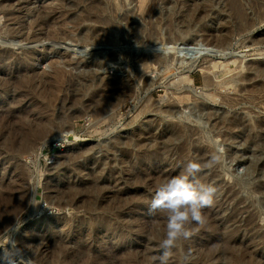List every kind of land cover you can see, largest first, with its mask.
I'll return each instance as SVG.
<instances>
[{
  "label": "rangeland",
  "instance_id": "obj_1",
  "mask_svg": "<svg viewBox=\"0 0 264 264\" xmlns=\"http://www.w3.org/2000/svg\"><path fill=\"white\" fill-rule=\"evenodd\" d=\"M11 1L12 4H14L13 7L17 8L15 10L20 11V8L24 5L27 7L26 9L31 7L30 9L33 10L31 14H26V9H24L25 15L24 13L19 14L23 22H30V18L32 19L42 12H52L49 16L51 23L60 25L59 29L61 33L66 31V33H62L63 36L67 35L69 37L67 39L66 36L65 39L68 41L60 40V43L53 45L50 41L47 42V40L43 39L42 36L45 34L43 28L30 32L39 37V43L29 44L24 41L20 42L17 38L12 41L4 36L6 30L5 26L12 23L7 22V19H5L3 15H0V41L17 45L16 47H0V55L3 53H5V55L11 53L8 55L10 58L7 61H3V64L1 63L2 61L0 62V77L4 76L3 74L5 72L12 70V73L8 72L9 75L7 78L8 80L12 79L16 82L14 83L15 86H13V84L7 85L8 89H4L3 92V88H0V112L10 111L12 106L14 110L18 111L17 116H19V119L13 122L17 124H12L11 127L9 126L10 128L17 126L19 120L20 122H22V120L26 122V120H28L27 118L33 119L36 116L43 122H51V128L48 127L49 129L46 130L45 134L42 136L44 138L41 137L32 140L34 144L33 150H37L41 144L40 142L45 140L48 141L47 146L40 154L39 152L35 153L32 148L30 149L32 152H30V150L21 151V154H15L11 149L7 150L5 142L13 138L14 134L10 133V131L8 132L7 127L6 130L8 133L0 137V181L2 180L1 182L6 181L8 183L12 179L21 180L22 177V181L24 180L23 183L25 185L23 190H25L24 193H26L25 195L28 200L25 202L26 210L24 209L22 211L23 214L21 212L18 216V218H20L17 219V223L15 222V224L11 226V230L4 231L5 233L0 236V249L7 247L10 239L15 240L18 245L21 246L24 239L32 238L33 242L27 243L29 247L27 244L25 245V247H28V250L24 247V244L21 247L25 248L26 254L31 260V264H41L37 261L35 255L42 253L41 258H46L50 256V252L44 251L45 249H43L42 252V246H39L38 251L40 252L37 251L34 255L33 252L36 251V248H34L37 247L36 244L39 245L40 240L49 239L50 237H54L55 239L64 238L66 244L70 243L69 245L73 246H79L83 244V242L85 243V241L86 244H90L92 246H90V251L93 256L91 261L94 260L95 264L98 262H100L98 264H110L111 262V264H120L121 259L125 260H121V264H128L129 262H131L130 264H144V262L145 264H149L154 256L158 257L162 253L160 244L164 238L167 223V217L164 213L151 209V202L155 195L154 190L158 187L156 185L181 174L186 167L185 165H187L186 163H189L188 160H191V162L201 166V171L197 174V178H199L201 182H205V184L216 187L217 193L214 198L213 206L204 209L207 222L209 223L203 227H199L196 224L192 225L194 231L191 238L183 241L179 247L173 250V254H176L174 255L176 257L174 259L175 262H173L175 264H185L184 257L187 255L189 256L187 264H264V190L262 189L264 188V131H260V129L262 130L264 128V90H262V88H264V20H262L264 19V0H144L145 4L143 0ZM141 1H143V3ZM60 2L61 5H59ZM62 6H64V9ZM244 15L247 16V18L244 17ZM85 17L86 20L84 21ZM241 19H243V21ZM259 19H261L262 22ZM60 22H63V24H60ZM240 24L242 26L239 27ZM62 25H64V27H61ZM88 35L93 39L88 40ZM226 39H228V41ZM192 46H202V51L198 57L191 59L180 54V49ZM27 51L32 52V55H36L31 57L32 62L31 60L28 62L25 60V57H23ZM154 57H158L156 58L157 61ZM159 58L164 59L161 60ZM170 58H172V61ZM212 62L213 66L215 63L216 65L219 63L223 64V66L219 64V68L217 67L215 69L211 66ZM165 63L167 65H165ZM254 67L256 70L253 69ZM262 69L263 71L261 73L260 70ZM56 72L60 74V78L53 76ZM25 73H28L31 77L35 75L37 78L41 79L38 80V82H40L34 89L30 88V86H27L25 90V87L22 88L23 86L20 81L25 77ZM210 73L211 76L209 75ZM21 75L23 77H21ZM91 75H93L95 79ZM107 75L110 76L107 77ZM104 77H106L105 80L101 79ZM17 78H19V82L16 81ZM187 78L191 81H188L189 83L186 84ZM205 78L212 79L209 80L212 81L211 85L208 86V84H206L208 79L205 81ZM81 79L84 80L82 81ZM113 79L115 80L113 81ZM181 79H185L183 80L184 82L181 81ZM35 80L37 81V79ZM49 80L50 83L54 81L52 84H54L53 87L56 88L52 87ZM94 80L99 81L101 86ZM107 80H109V82ZM93 81L94 83L97 82L94 86L96 87L98 84L99 87H93ZM0 82L1 85V79ZM89 82H92L89 85L90 87L92 85L91 88L87 85ZM18 83L20 85H17ZM129 84L130 88H128ZM260 84L262 86H260ZM117 86L119 87L117 88ZM49 87L50 89H48ZM51 88L53 89L51 90ZM85 88L87 92L84 91ZM222 88L224 90H222ZM81 89H84L83 92ZM111 89L114 90L112 91ZM241 89H246L248 91L245 93L246 90L242 91ZM12 90L16 93L20 90V93L16 94ZM215 91L219 95L216 94V96L214 94L216 93ZM24 92L25 94H23ZM52 92L53 94H50ZM78 92L82 94L79 93L78 95ZM120 93L121 97H118ZM210 93L215 95L214 99H211V101L209 97ZM253 93H255V95ZM100 94H103L105 98H101L102 95ZM107 94L109 98H107ZM173 95L178 96L179 99L183 97L181 95H184L187 99L189 98L190 100H186L188 105H186V103L184 104L185 101L181 104L179 99H177L178 97L174 98L176 96ZM25 96H27L26 100ZM79 96L82 97L79 99ZM226 96H228V98ZM75 97L77 101L79 99L78 102L80 103L77 104ZM98 97L107 103L110 101V104L102 102L100 98L99 100L101 103H99ZM220 97L223 98L220 99ZM224 98L225 100H223ZM94 99L98 100L97 103ZM197 101L202 104L200 103L197 106ZM239 101H242V103ZM94 103L95 106L98 104L96 108L93 105ZM9 104L12 105L9 106ZM99 104H102L104 107ZM15 105H19L20 108L19 106L15 107ZM86 105L89 108H86ZM199 106L203 108H197ZM92 108L93 110L95 109L94 112ZM86 109H88L87 112ZM28 113L31 114L29 115ZM208 115H212L211 120ZM21 116L25 119H22ZM223 116H225V119ZM215 118L216 120H220L215 123ZM221 119L224 121L226 120L228 123L230 122L231 125L228 124L229 126H224ZM237 121H240L241 125ZM220 122L221 124H219ZM49 123L47 122L46 125ZM242 125L245 127L242 128ZM232 126L234 127L233 131L231 129L233 128ZM177 127L180 128L178 129ZM228 127L231 128L226 129ZM256 127H258V130ZM69 128L71 130H69L70 132L67 131ZM220 128H222L221 130L223 131H220ZM176 129L186 131L184 134L187 136L185 137L186 140L184 135H182L183 137L179 135L176 138ZM217 130H219V132ZM256 130L257 132L259 131V133L255 132ZM229 131H231L230 134ZM67 132L71 134L68 133L66 134L67 137H65L64 135ZM170 132H172V134ZM220 132L223 138L219 135ZM187 133H189V135ZM256 133L258 136H256ZM16 135L18 137V133ZM147 135L148 137H146ZM75 137H78L79 141H75L73 139ZM227 137L229 139H227ZM255 137H260V140ZM140 139L141 141L139 143ZM188 140L193 142H188ZM186 142L188 144H186ZM183 143L184 146H182ZM37 144L38 146L36 148L35 146ZM126 144L129 146L127 147ZM180 145L181 148L183 147L182 149L179 148ZM155 146L159 149H156ZM163 146L169 147V150L167 148L162 149L164 148ZM192 146L195 147L192 148ZM15 147L17 149V146ZM206 148H208V150ZM147 150L149 152H147ZM77 151H79V153ZM181 151L184 152L182 153ZM27 152L30 153L27 154ZM71 153L72 155L78 154V156L72 158L71 161L65 159L66 155H70ZM14 154L15 156L13 157ZM196 155L197 157H195ZM214 156L219 157V162L212 167H204V161L201 160V157L208 163ZM183 158H185V160ZM207 163H205V165ZM142 166L144 169L148 170L156 169L157 171H162L164 169L162 172L165 175L168 173L171 175L169 178L156 181L158 182L156 185L155 182H151L152 180L150 178L149 181L146 177L133 178L131 173L133 171H139L142 169ZM89 171L94 172V174H100L99 176L97 174L95 175L96 179L101 178L97 181L94 177L89 176ZM22 172L25 176H20ZM100 172L103 173L101 174ZM202 173L204 175H202ZM92 178L93 182H96V185L99 182L98 185L99 187L101 186L100 188L98 187L97 193L95 192V196H97L94 201L95 213H93L92 210H87L82 204H79L78 210V207L62 209L61 207L57 208L50 204L51 201L54 202L58 199L60 200V198L61 201H63L65 196L62 195V192L69 186L73 185L79 188L87 187ZM109 178L112 179V181H109ZM115 178L117 180L119 179V182ZM139 179L142 180L140 181ZM203 179L205 180L203 181ZM128 181H130V184ZM100 190L102 192H100ZM134 191H137L136 196H132V199H128L127 201L133 200V202H142L143 205L140 209H137L138 211H124L127 209V203L123 200L124 198L127 199V197L130 198V196H128L129 193H133ZM144 195L148 197V199ZM27 196H29V198ZM115 196L120 197L117 199ZM79 197L78 195L76 200H78ZM225 197L227 199H225ZM136 198H138V200ZM64 201H66V198ZM107 201H109L110 205ZM122 202H125V205H123ZM237 202L240 204L238 205ZM118 204L121 207H118ZM111 207H113V209H111ZM108 208L112 210V213L114 212V215ZM207 209L208 211H206ZM108 210L110 211L108 212ZM127 211H129V213ZM88 214L91 215L89 216ZM211 214H213V216ZM231 214L233 216H231ZM110 215L111 217L109 218ZM157 215H161L160 218ZM103 217L105 218L103 219ZM123 217L125 218L124 220ZM161 217L163 218L161 219ZM212 217H214L215 220ZM74 218H84L86 222L74 223L72 225L67 222ZM93 218L97 220H91ZM103 220H105V223H103ZM137 221H141V223ZM149 221L150 223H148ZM212 221L213 223H211ZM151 223L152 225H150ZM239 223L241 224L239 225ZM120 224H124L123 227H121ZM142 224L144 225L142 226ZM135 228L138 229L136 230ZM94 229L99 231L96 235V239L93 238V233L91 234V231ZM141 229L147 232L153 231L150 234L149 232H142ZM154 230L159 231L158 233L160 234H155ZM67 231H70L69 234L74 231L76 234L74 241L69 237L71 235H69ZM139 232H141V234ZM155 235L158 236L156 237ZM90 236L92 239H89ZM152 237L153 239H157L152 241ZM149 240L151 241L149 242ZM155 241L160 242L155 243ZM144 245H146L147 248L152 246V249L149 247L151 249L149 251ZM158 247L160 249H158ZM147 252L154 253L152 260L151 256L147 257V260L146 257H143ZM120 253L122 258L120 257ZM126 253H128L129 256ZM131 253L134 254L130 255ZM136 253L137 258H135ZM139 253L140 255H138ZM107 254L109 256H107ZM115 255L117 257H115L116 259L113 257ZM125 256L128 259L130 256L132 258L130 257V260H127ZM133 256L134 259H137V261L135 260L136 263L134 262ZM68 259L69 258H63V260L61 259L62 261L60 260L61 263L58 264H70L72 259ZM139 259L141 260L139 261ZM64 260H66V262ZM112 260H115V263H113ZM91 261H89V264H94V262ZM152 263L158 264V261L154 262L153 260ZM0 264H3V260H0Z\"/></svg>",
  "mask_w": 264,
  "mask_h": 264
},
{
  "label": "bare ground",
  "instance_id": "obj_2",
  "mask_svg": "<svg viewBox=\"0 0 264 264\" xmlns=\"http://www.w3.org/2000/svg\"><path fill=\"white\" fill-rule=\"evenodd\" d=\"M20 1V0H19ZM18 1V2H19ZM23 1H26V0H23ZM28 1V0H27ZM26 1V2H27ZM144 1V0H143ZM143 1H141L142 3H143ZM62 2V1H61ZM61 2H60V4L59 5H61ZM96 2V1H95ZM140 2V1H139ZM30 3V2H29ZM63 3V2H62ZM93 3V2H92ZM19 4V3H18ZM28 4V3H27ZM144 4H145V1H144ZM142 5V4H141ZM14 6V4H12V1L11 0H0V15H3L4 17H5V19H7V22H11L12 24H10V25H6L5 27H6V30H5V32H4V36L6 37V38H8V39H10V40H16V38H17V40H19L20 42H28L29 44L30 43H39V37L38 36H36L34 33H30L31 31L32 32H34V30L36 31V30H41V29H43V30H45V34L42 36L43 37V39L44 40H47V42L48 41H50L51 43H53V45L54 44H58V43H60L59 41L60 40H62V41H64L65 39H66V36L67 35H65V36H63V34L64 33H66V31L62 34L61 33V30L59 29V26L60 25H58V24H53V23H51V19L49 18V16H50V13H52V12H42L40 15H36V16H34V18H30V22H23V20L21 21V17H19V14H23L24 13V9H26L27 7L25 6H23V7H21L20 8V11H18V10H15V9H17V8H15V7H13ZM139 6H140V3H139ZM64 6H62V8H63ZM91 7H93V6H91ZM142 7H144V6H142ZM31 8V7H30ZM30 8H28V9H26V11H25V13L26 14H31L32 13V9H30ZM81 8V7H80ZM141 8V7H140ZM41 9V8H40ZM46 9V8H45ZM48 9H50V8H48ZM55 9V8H54ZM53 9V10H54ZM58 9V8H57ZM60 9V8H59ZM64 9V8H63ZM143 9V8H142ZM60 10H62V9H60ZM40 11V10H39ZM42 11H44V10H42ZM56 11V10H55ZM25 13H24V15H25ZM53 15V14H52ZM261 15V14H260ZM262 15H263V13H262ZM244 17H246L247 18V16H245L244 15ZM258 17H260V16H258ZM28 18V17H27ZM89 18V17H88ZM195 18V17H194ZM243 18V17H242ZM263 18V17H262ZM55 19H57V18H55ZM90 19V18H89ZM86 20V17L84 18V21ZM242 21H243V19H241ZM247 20V19H246ZM250 20V19H249ZM253 20V19H252ZM260 21H261V19H259ZM262 20H264V19H262ZM28 21V20H27ZM63 21V20H62ZM239 21H240V19H239ZM245 21V20H244ZM251 21V20H250ZM249 21V22H250ZM259 21V22H260ZM53 22H54V19H53ZM247 22V21H246ZM252 22V21H251ZM262 22V21H261ZM264 22V21H263ZM8 23V24H9ZM57 23V22H56ZM63 24V22H60V24ZM65 23V22H64ZM241 23V22H240ZM66 24V23H65ZM251 24V23H250ZM253 24H255V23H253ZM252 24V25H253ZM248 25V24H247ZM240 26H242L241 24L239 25V27ZM57 27V28H56ZM61 27H64V25H62ZM60 27V28H61ZM249 27V26H248ZM247 27V28H248ZM241 28H243V27H241ZM61 29H63V28H61ZM245 29V28H244ZM42 30V31H43ZM64 30V29H63ZM88 30H91V29H88ZM249 30V29H248ZM246 31V30H245ZM37 32H41V31H37ZM43 33V32H42ZM88 33V32H87ZM86 33V34H87ZM1 34V33H0ZM37 34V33H36ZM90 34V33H89ZM92 35V34H91ZM94 35V34H93ZM89 36V35H88ZM228 36V35H227ZM41 37V36H40ZM68 37L69 36H67V39H68ZM93 37V36H92ZM103 37V36H102ZM225 37H226V35H225ZM229 37V36H228ZM227 37V38H228ZM220 38H223V37H220ZM230 38V37H229ZM228 38V39H229ZM87 39L89 40H91V39H93V38H91L90 36H89V38L87 37ZM98 39V38H97ZM101 39V38H100ZM104 39V38H103ZM224 39V38H223ZM228 39H226L227 41H228ZM41 40V39H40ZM105 40V39H104ZM230 40V39H229ZM43 41V40H42ZM65 41H68V40H65ZM41 42V41H40ZM212 42V41H211ZM64 43V42H63ZM228 43V42H227ZM27 44V43H26ZM212 44V43H211ZM220 45V44H219ZM43 46V45H42ZM221 46V45H220ZM219 46V47H220ZM185 47V46H184ZM218 47V48H219ZM182 48V47H181ZM223 48V47H222ZM180 52V51H179ZM32 52H30V51H27V52H25V55L23 56V57H25V60H27L28 62L31 60V57H33V55L34 56H36L35 54H31ZM9 54H11V53H9ZM8 54V55H9ZM8 55H5V53H3V54H1L0 55V62L3 64V61L5 62V61H7L10 57H8ZM22 57V58H23ZM180 57V56H179ZM21 58V59H22ZM36 58V57H35ZM155 58V57H154ZM156 58H158V57H156ZM155 58V59H156ZM145 59V58H144ZM159 59H161V60H163L162 58H159ZM167 59V58H166ZM166 59H165V61H166ZM172 58H170V60H171ZM174 59H175V57H174ZM24 60V59H23ZM39 60V59H38ZM146 60V59H145ZM160 60V61H161ZM169 60V61H170ZM148 61V60H147ZM156 61H157V59H156ZM168 61V62H169ZM172 61V60H171ZM31 62H32V60H31ZM34 62V61H33ZM0 63V64H1ZM9 63V62H8ZM7 63V64H8ZM160 63V62H159ZM158 63V64H159ZM166 63H167V61H166ZM165 63V65H167ZM233 63H234V61H233ZM11 64V63H10ZM150 64H152V63H150ZM161 64V63H160ZM162 64H163V61H162ZM168 64H170V63H168ZM218 64V63H217ZM220 64V63H219ZM218 64V65H219ZM235 64V63H234ZM257 64V63H256ZM260 64V63H259ZM218 65H216V63H215V65L213 66V62H212V65L211 66H213V68H217L218 67ZM220 65H222L223 66V64H220ZM219 65V66H220ZM4 66H6V65H4ZM164 66V65H163ZM210 66V69L212 70V67ZM225 66V65H224ZM256 66V65H255ZM259 66V65H258ZM263 66H264V64H263ZM1 67V66H0ZM168 67V66H167ZM7 68V67H6ZM5 68V69H6ZM29 68V67H28ZM219 68V67H218ZM264 68V67H263ZM12 69V68H11ZM207 69V68H206ZM209 69V70H210ZM253 69H255V67L253 68ZM259 69H261V68H259ZM10 70V69H9ZM16 70H17V68H16ZM223 70V69H222ZM256 70V69H255ZM14 71V70H13ZM257 71L259 72V70H258V68H257ZM256 71V72H257ZM261 71V73H262V71H263V69L262 70H260ZM8 72H11L12 73V70H10V71H8ZM8 72H5L3 75L4 76H2V77H0V79H1V81H2V84L0 85L1 87L0 88H3V90H2V92L4 91V89L6 90V89H8V86L10 85V84H13V86H15L14 85V83H16L15 81H13L11 78H9V79H11V80H8V75H9V73ZM26 72V71H25ZM28 72V71H27ZM231 72V71H230ZM229 72V73H230ZM33 73V72H32ZM206 73V72H205ZM204 73V74H205ZM214 73V72H213ZM26 74V73H25ZM210 76H211V73L209 74ZM215 75V74H214ZM54 77H58V78H60L61 76H60V74L59 73H55L54 75H53ZM60 76V77H59ZM92 77H93V75H91ZM90 76V77H91ZM98 76V75H97ZM108 76H110V75H107V77ZM186 76V75H185ZM209 76V77H210ZM249 76V75H248ZM261 76H263V75H261ZM21 77H23L22 75H21ZM53 77V78H54ZM91 77V78H92ZM206 77V76H205ZM243 77V76H242ZM245 77H247V76H245ZM251 77V76H250ZM19 78H20V76H19ZM19 78H17V80L16 81H18V79ZM89 78V77H88ZM94 78V77H93ZM92 78V79H93ZM105 78L106 77H104V78H101V79H104L105 80ZM113 78V77H112ZM185 78V77H184ZM21 79V78H20ZM35 79H37V81L35 80ZM40 78H37V76H30L28 73L25 75V77L24 78H22V82L20 81V83H21V85L23 86L22 88H24V90L26 89V87L27 86H30V88H35V86L40 82H38V80H39ZM43 79V78H42ZM46 79V78H45ZM91 79V80H92ZM95 79V78H94ZM96 79H97V77H96ZM108 79V78H107ZM186 79V78H185ZM185 79H181V81H183V80H185ZM206 79H208V81H207V83L206 84H208V86L209 85H211V82L212 81H209L210 79L209 78H205V81H206ZM244 79V78H243ZM246 79V78H245ZM254 79V78H253ZM15 80V79H14ZM41 80V79H40ZM82 81L84 80V79H81ZM80 80V81H81ZM98 80H99V78H98ZM115 79H113V81H114ZM212 80V79H211ZM249 80V79H248ZM248 80H246V81H248ZM79 81V82H80ZM81 81V82H82ZM94 81H97V80H94ZM94 81H93V83H94ZM103 81V80H102ZM108 82H109V80H107ZM111 81V80H110ZM121 81V80H120ZM188 81H191L189 78H187V80H186V84L187 83H189ZM204 81V82H205ZM214 81V80H213ZM245 81V80H244ZM250 81V80H249ZM19 82V81H18ZM41 82H45V81H41ZM54 82V81H53ZM52 82V83H53ZM86 82H87V79H86ZM99 84H100V82L99 81H97ZM96 82V83H97ZM118 82V81H117ZM116 82V83H117ZM125 82V81H124ZM184 82V81H183ZM1 83V82H0ZM49 83H50V80H49ZM52 83H50V84H52ZM92 82H89V83H87V85H88V87H90L89 85L91 84ZM96 83H94L93 84V87H95L94 85L96 84ZM102 83V82H101ZM112 83V82H111ZM127 83V82H126ZM146 83H147V81H146ZM181 83V82H180ZM213 83H215V82H213ZM46 84V83H45ZM50 84H49V86H50ZM104 84V83H103ZM106 84V83H105ZM122 84V83H121ZM125 84V83H124ZM185 84V83H184ZM216 84V83H215ZM226 84V83H225ZM8 85V86H7ZM17 85H20L19 83L17 84ZM16 85V86H17ZM53 85L54 84H52V87H53ZM86 85V86H87ZM107 85V84H106ZM105 85V86H106ZM112 85V84H111ZM117 85V84H116ZM126 85V84H125ZM228 85V84H227ZM230 85V84H229ZM255 85H256V83H255ZM259 85V84H258ZM257 85V86H258ZM97 86H98V84H97ZM96 86V87H97ZM100 86H101V84H100ZM104 86V85H103ZM119 86H120V84H119ZM119 86H117V88L119 87ZM123 86V85H122ZM205 86V85H204ZM260 86H262L261 84H260ZM260 86H259V88H260ZM20 87V86H19ZM91 87H92V85H91ZM90 87V88H91ZM95 87V88H96ZM99 87V86H98ZM113 87H115V86H113ZM112 87V88H113ZM121 87V86H120ZM206 87V86H205ZM221 87H223V86H221ZM228 87V86H227ZM10 88H12V87H10ZM16 88V87H15ZM17 88H18V86H17ZM53 88H56V87H53ZM53 88H51V90L53 89ZM87 88V87H86ZM86 88H85V90L84 91H86ZM94 88V89H95ZM108 88H110V87H108ZM116 88V87H115ZM125 88V87H124ZM123 88V89H124ZM128 88H130V84H129V87ZM212 88V87H211ZM215 88V87H214ZM213 88V89H214ZM224 88V87H223ZM222 88V90H224ZM19 89V88H18ZM48 89H50V87L48 88ZM103 89H104V87H103ZM126 89V88H125ZM210 89V88H209ZM208 89V90H209ZM235 89V88H234ZM254 89V88H253ZM22 90V89H21ZM23 90V91H24ZM32 90V89H31ZM50 90V91H51ZM55 90H57V89H55ZM82 90V89H81ZM83 90H82V92H83ZM91 90V89H90ZM99 90H100V88H99ZM105 90V89H104ZM103 90V91H104ZM107 90V89H106ZM110 90V89H109ZM108 90V91H109ZM112 90V89H111ZM114 90V89H113ZM112 90V91H113ZM120 90V89H119ZM128 90V89H127ZM214 90H216V89H214ZM227 90V89H226ZM240 90V89H239ZM242 90V89H241ZM246 90V89H245ZM245 90H242V91H245ZM249 90H250V88H249ZM260 90V89H259ZM262 90H264V88H262ZM261 90V91H262ZM13 91V90H12ZM17 91V90H16ZM20 90H18V93H16L15 91H13V92H15L16 94H19L20 92H19ZM30 91V90H29ZM47 91V90H46ZM49 91V90H48ZM54 91V90H53ZM111 91V92H112ZM247 91L248 90H246V92L245 93H247ZM253 91V90H252ZM252 91H251V93H252ZM1 92V91H0ZM31 92V91H30ZM56 92V91H55ZM87 92V91H86ZM92 92V91H91ZM124 92V91H123ZM212 92V91H211ZM214 92V91H213ZM216 92V91H215ZM218 92H219V90H218ZM241 92V91H240ZM254 92H255V90H254ZM263 92V91H262ZM262 92H260V93H262ZM79 93L80 92H78V95H79ZM103 93V92H102ZM105 93V92H104ZM125 93H126V91H125ZM128 93V92H127ZM182 93V92H181ZM222 93V92H221ZM256 93H258V92H256ZM2 94V93H1ZM16 94H14V95H16ZM23 94H25V92L23 93ZM28 94H29V92H28ZM50 94H53V92L52 93H50ZM80 94H82V93H80ZM109 94V93H108ZM107 94V98H109L108 95ZM124 94V93H123ZM130 94V93H129ZM176 94V93H175ZM178 94V93H177ZM183 94V93H182ZM186 94H188V93H186ZM215 95L216 94H218L217 92L216 93H214ZM254 95H255V93H253ZM253 94H251V95H253ZM263 94V93H262ZM7 95V94H6ZM13 95V94H12ZM26 95H27V93H26ZM77 95V96H78ZM100 95H102L101 96V98L103 97V94H100ZM99 95V96H100ZM179 95V94H178ZM189 95V94H188ZM215 95H212L211 93H210V101H211V99H214V97H215ZM219 95V94H218ZM221 95V94H220ZM19 96V95H18ZM28 96V95H27ZM27 96H25V100H26V97ZM173 96H176V95H173ZM181 96H183V97H180V99H179V97L178 96H176V97H174V98H177V99H179V102H181V104L184 102V104L186 103V100H188L186 97H184V95H181ZM187 96V95H186ZM217 96V95H216ZM16 97V96H15ZM20 97V96H19ZM29 97H31V96H29ZM49 97V96H48ZM82 97V96H81ZM80 96L78 97L79 99L81 98ZM93 97V96H92ZM92 97H91V99H92ZM96 97V96H95ZM118 97H121V93H120V96H118ZM118 97H116V98H118ZM189 97V96H188ZM224 97H225V95H224ZM227 98H228V96H226ZM264 97V96H263ZM17 98V97H16ZM51 98V97H50ZM99 98L100 97H98V100H99ZM100 98V99H101ZM103 98H105V97H103ZM115 98V99H116ZM223 98V97H222ZM221 97H220V99H222ZM252 98V97H251ZM24 99V98H23ZM28 99V98H27ZM74 99V98H73ZM75 99H76V102H77V104L78 103H80V102H78L79 101V99H78V101H77V98L75 97ZM83 99V98H82ZM121 99V98H120ZM209 99V98H208ZM254 99H255V97H254ZM30 100V99H29ZM50 100V99H49ZM88 100V99H87ZM95 100V99H94ZM93 100V101H94ZM97 99L95 100L96 101V103H97V101H98ZM102 100V102H106V101H103V99H101ZM104 100H106V99H104ZM117 100V99H116ZM172 100V99H171ZM190 100V99H189ZM223 100H225V98L223 99ZM226 100H228V99H226ZM233 100V99H232ZM46 101H48V100H46ZM73 101V100H72ZM71 101V102H72ZM85 101V100H84ZM89 101V100H88ZM173 101V100H172ZM212 101H214V100H212ZM216 101H217V98H216ZM221 101V100H220ZM219 101V102H220ZM29 102V101H28ZM74 102V101H73ZM92 102V101H91ZM99 103H101L100 102V100L98 101ZM110 102V101H109ZM108 102V103H109ZM190 102V101H189ZM198 102V101H197ZM196 102V103H197ZM227 102V101H226ZM240 102V101H239ZM75 103V102H74ZM107 103V102H106ZM107 103V104H108ZM172 103V102H171ZM176 103V102H175ZM174 103V104H175ZM201 103V102H200ZM199 102L197 103V106H198V104H200ZM212 103H214V102H212ZM224 103H225V101H224ZM234 103V102H233ZM240 103H242V101L240 102ZM15 104V103H14ZM17 104V103H16ZM51 104V103H50ZM105 104V103H104ZM110 104V103H109ZM170 104V103H169ZM179 104V103H178ZM202 104V103H201ZM215 104V103H214ZM216 104H217V102H216ZM222 104H223V102H222ZM12 104H9V106H11ZM49 105V104H48ZM82 105V104H81ZM94 106H95V103L93 104ZM99 105H102V104H99ZM186 105H188V103H186ZM226 105H228V104H226ZM230 105V104H229ZM234 105V104H233ZM237 105V104H236ZM235 105V106H236ZM8 106V107H9ZM17 106H19V105H17ZM16 105H15V107H17ZM30 106V105H29ZM45 106V105H44ZM43 106V107H44ZM74 106V105H73ZM87 106V105H86ZM90 106H92V105H90ZM96 106H98V104L96 105ZM96 106H95V108H96ZM103 106V105H102ZM106 106V105H105ZM176 106H177V103H176ZM231 106H232V104H231ZM13 107V106H12ZM12 107H11V109H10V111H5V112H0V137L1 136H3L4 134H6V133H8L9 131H10V133H14L13 134V138H11L10 140H8L7 142H5V145H6V147H7V150L9 149H11L15 154H21L20 152L21 151H27V150H30L31 148H32V150H33V146H34V144L32 143V140H34V139H39V138H41L44 134H45V132H46V130H48L49 128L48 127H50L51 128V125H50V123H49V121H47V119H46V121L49 123L48 125H50V126H48V125H46V123L47 122H43L41 119H38L37 118V116L35 117V118H27L28 120H26V122L25 121H23L22 119L24 118H22V116H21V120H22V122H20V120L18 121L19 123H18V125L17 126H13L12 128H10L11 127V125L12 124H17V123H13L14 122V120H17V119H19L18 117L19 116H17V114H18V111L17 110H14V107H13V109H12ZM34 107V106H33ZM39 107V106H38ZM51 107V106H50ZM49 107V108H50ZM85 107V106H84ZM93 107V106H92ZM104 107V106H103ZM102 107V108H103ZM167 107H171V106H167ZM166 107V108H167ZM179 107V106H178ZM229 107V106H228ZM10 108V107H9ZM19 108H20V106H19ZM36 108V107H35ZM34 108V109H35ZM41 108V107H40ZM40 108H39V110H40ZM45 108H46V106H45ZM86 108H89L88 106L86 107ZM197 108H200V109H202L203 107H197ZM231 108V107H230ZM232 108H233V106H232ZM4 109V108H3ZM33 109V108H32ZM38 109V108H37ZM36 109V110H37ZM47 109V108H46ZM45 109V110H46ZM177 109V108H176ZM20 110V109H19ZM22 110V109H21ZM43 110V109H42ZM87 110L88 109H86V112H87ZM97 110V109H96ZM171 110V109H170ZM173 110V109H172ZM207 110V109H206ZM209 110V109H208ZM212 110V109H211ZM35 111V110H34ZM92 111L94 112L95 111V109L93 110V108H92ZM98 111V110H97ZM174 111V110H173ZM37 112H38V110H37ZM42 112V111H41ZM101 112V111H100ZM165 112V111H164ZM168 112V111H167ZM170 112V111H169ZM213 112V111H212ZM212 112H211V114H212ZM21 113V112H20ZM36 113V112H35ZM42 113H44V112H42ZM96 113H99V112H96ZM172 113V112H171ZM215 113V112H214ZM29 114V113H28ZM31 114V113H30ZM29 114V115H30ZM37 114V113H36ZM41 114V113H40ZM21 115V114H20ZM23 115V114H22ZM42 115H44V114H42ZM209 115H210V113H209ZM208 115V116H209ZM214 115V114H213ZM236 115V114H235ZM24 116H25V114H24ZM26 116H27V114H26ZM33 116V115H32ZM212 116V115H211ZM211 116H209L210 118V120H211ZM215 116V115H214ZM213 116V117H214ZM227 116V115H226ZM38 117H39V115H38ZM217 117V116H216ZM221 117V116H220ZM224 117V119H225V116H223ZM233 117V116H232ZM236 117V116H235ZM239 117V116H238ZM45 118H47V117H45ZM222 118V117H221ZM228 118V117H227ZM25 119V118H24ZM44 119V118H43ZM223 119V118H222ZM221 119V122H222V124L225 126H229V125H231L230 124V122L228 123V122H226V120L224 121V120H222ZM229 119V118H228ZM227 119V120H228ZM239 119V118H238ZM243 119V118H242ZM241 119V120H242ZM213 120V119H212ZM215 120H216V118H215ZM220 119H217L216 121H215V123H217V121H219ZM236 120H237V118H236ZM214 121V120H213ZM212 121V122H213ZM230 121V120H229ZM221 122L219 123V124H221ZM232 122V121H231ZM238 122V121H237ZM234 123H235V121H234ZM238 123H240V121L238 122ZM243 123H244V121H243ZM259 123V122H258ZM261 123V122H260ZM213 124V123H212ZM211 124V125H212ZM229 124V125H228ZM233 124V123H232ZM263 124V123H262ZM236 125H237V123H236ZM240 125H241V123H240ZM239 125V126H240ZM259 125V124H258ZM10 126V127H9ZM220 126V125H219ZM257 126V125H256ZM262 126V125H261ZM6 127H7V130H8V132H7V130H6ZM212 127H213V125H212ZM211 127V128H212ZM216 127V126H215ZM214 127V128H215ZM220 127H222V126H220ZM233 127V126H232ZM237 127V126H236ZM241 127V126H240ZM245 126H243L242 125V128H244ZM9 128V129H8ZM175 128H176V126H175ZM178 128V127H177ZM180 128V127H179ZM178 128V129H179ZM222 128H225V127H222ZM222 128H220V131H223V130H221ZM231 128V127H230ZM229 127L228 128H226V129H230ZM239 128V127H238ZM257 128V130H258V127H256ZM174 129V128H173ZM217 129V128H216ZM232 129V131H233V129H234V127L233 128H231ZM235 129H237V128H235ZM264 129V128H263ZM261 130L260 129V131H264V130ZM13 130V131H12ZM70 130V128L69 129H67V131H69ZM183 130V129H182ZM187 130V129H186ZM225 130V129H224ZM239 130H240V128H239ZM257 130L255 131V132H257ZM50 131V130H49ZM71 131V130H70ZM69 131V132H70ZM176 133H175V135H176V138H177V136H179V135H184L185 133H186V131L185 130H183V131H181V130H177L176 129ZM216 131V130H215ZM218 132H219V130H217ZM236 131V130H235ZM234 131V132H235ZM69 132H67V133H65V137H67V135L66 134H68ZM192 132H194V131H192ZM226 132H227V130H226ZM238 132V131H237ZM18 133V137H17V134ZM148 133V132H147ZM151 133V132H150ZM171 134H172V132H170ZM225 133V132H224ZM223 133V134H224ZM231 133V131H229V134ZM236 133V132H235ZM234 133V134H235ZM257 133H259V131L257 132ZM257 133H256V136H258L257 135ZM63 134H64V132H63ZM62 134V135H63ZM69 134H71V133H69ZM74 134V133H73ZM153 134V133H152ZM188 135H189V133H187ZM186 134V135H187ZM194 134V133H193ZM227 134V133H226ZM238 134V133H237ZM141 135H142V133H141ZM144 135V134H143ZM154 135V134H153ZM219 135H221V132L219 133ZM254 135V134H253ZM174 136V135H173ZM193 136V135H192ZM230 137H233V136H231V135H229ZM64 137V138H65ZM146 137H148V135L146 136ZM153 137V136H152ZM158 137V136H157ZM175 137V136H174ZM183 137V136H182ZM185 137H187V136H185L184 135V138ZM190 137V136H189ZM188 137V138H189ZM194 137V136H193ZM224 137H225V135H224ZM252 137V136H251ZM250 137V138H251ZM264 137V136H263ZM42 138H44V137H42ZM70 138H72V137H70ZM140 138V137H139ZM221 138H223L222 137V135H221ZM234 138H235V135H234ZM248 138V137H247ZM256 138V137H255ZM260 137H258V138H256V139H259ZM67 139V138H66ZM75 141H79V139H78V137H75V138H73ZM160 139H161V137H160ZM163 139V138H162ZM179 139V138H178ZM191 139V138H190ZM227 139H229L228 137H227ZM253 139V138H252ZM40 140H42V139H40ZM72 140V139H71ZM73 140V141H74ZM170 140H171V136H170ZM185 140H186V138H185ZM192 140V139H191ZM191 140H188V142L190 141V142H193V141H191ZM224 140V139H223ZM226 140V139H225ZM250 140V139H249ZM260 140V139H259ZM262 140V139H261ZM37 141V140H36ZM39 141V140H38ZM140 141H141V139L139 140V143H140ZM144 141V140H143ZM162 141V140H161ZM180 141V140H179ZM227 141V140H226ZM264 141V140H263ZM65 142V141H64ZM71 142V141H70ZM135 142V141H134ZM133 142V143H134ZM137 142H138V140H137ZM181 142V141H180ZM258 142V141H257ZM37 143V142H36ZM41 144L39 145V147L37 148V146H38V144L35 146L36 148H37V150H33V151H35V153H37V152H39V154L41 153V151L47 146V144H48V141L47 140H45V141H43V142H40ZM75 143V142H74ZM132 143V142H131ZM144 143V142H143ZM162 143V142H161ZM264 143V142H263ZM70 144H72V143H70ZM159 144V143H158ZM186 144H188L187 142H186ZM127 145V144H126ZM167 145V144H166ZM165 145V146H166ZM182 145V144H181ZM181 145H180V147L179 148H181ZM191 145H193V144H191ZM263 145V144H262ZM15 146H17V149H16V147ZM19 146V147H18ZM129 145H127V147H128ZM142 146V145H141ZM165 146H163L164 148H162V149H165V148H167V147H165ZM182 146H184V143H183V145ZM196 146V145H195ZM195 146H192V148H194ZM156 147V149H159V148H157V146H155ZM189 147H190V145H189ZM263 147H264V145H263ZM35 148V149H36ZM141 148V147H140ZM169 148V147H168ZM167 148V149H168ZM183 148V147H182ZM181 148V149H182ZM187 148V147H186ZM191 148V149H192ZM199 148V147H198ZM155 149V148H154ZM154 149H153V151H154ZM180 149V150H181ZM197 149V148H196ZM207 150H208V148H206ZM169 150V149H168ZM185 150V149H184ZM188 150H189V148H188ZM188 150H187V152H188ZM194 150V149H193ZM199 150H201V149H199ZM203 150H205V149H203ZM122 151V150H121ZM159 151V150H158ZM165 151V150H164ZM191 151V150H190ZM196 151V150H195ZM7 152V151H6ZM10 152V151H9ZM30 152H32L31 150H30ZM29 152V153H30ZM78 153H79V151H77ZM146 152V151H145ZM147 152H149L148 150H147ZM157 152V151H156ZM155 152V153H156ZM182 153L184 152V151H181ZM180 152V153H181ZM210 152V151H209ZM28 152H27V154H29ZM34 153V154H35ZM75 153V152H74ZM84 153V152H83ZM152 153V152H151ZM150 153V154H151ZM185 153H186V150H185ZM196 153V152H195ZM201 153V152H200ZM204 153V152H203ZM13 154V153H12ZM15 154L13 155V157L15 156ZM82 154V153H81ZM85 154V153H84ZM143 154H144V152H143ZM149 154V153H148ZM159 154H160V152H159ZM145 155V154H144ZM152 155H154V154H152ZM156 155V154H155ZM179 155V154H178ZM181 155V154H180ZM195 155V154H194ZM9 156V155H8ZM11 156V155H10ZM78 156V154H73L72 155V153L69 155V154H67L66 155V158L65 159H67V160H72V158H76ZM143 156V155H142ZM141 156V157H142ZM148 156V155H147ZM146 156V157H147ZM201 156H202V153H201ZM158 157V156H157ZM186 157V156H185ZM195 157H197V155L195 156ZM199 157V156H198ZM203 157V156H202ZM202 157H201V160L202 161H204V165H205V163H207V162H205L206 160H203L202 159ZM12 158V157H11ZM143 158H144V156H143ZM143 158H142V160H143ZM200 158V157H199ZM208 158H210V157H208ZM212 158V157H211ZM128 159V158H127ZM184 160H185V158H183ZM182 159V160H183ZM192 159V158H191ZM196 159V158H195ZM206 159V158H205ZM210 160V159H209ZM69 161V162H70ZM74 161V160H73ZM147 161V160H146ZM152 161V160H151ZM158 161V160H157ZM160 161V160H159ZM187 161V160H186ZM143 162V161H142ZM145 162V161H144ZM188 162H191V160L189 161L188 160ZM197 162V161H196ZM199 162H200V160H199ZM209 162V161H208ZM105 163V162H104ZM160 163V162H159ZM203 163V162H202ZM201 163V164H202ZM125 164V163H124ZM187 164V163H186ZM60 165V164H59ZM121 165H123V164H121ZM154 165V164H153ZM186 166V165H185ZM5 167V166H4ZM122 167V166H121ZM120 167V168H121ZM141 167V166H140ZM145 167V166H144ZM153 167V166H152ZM160 167V166H159ZM76 169V168H75ZM138 169H139V167H138ZM3 170H4V168H3ZM7 170H8V168H7ZM100 170V169H99ZM135 170V169H134ZM94 171V170H93ZM105 171V170H104ZM162 171H164V169L162 170ZM162 171H157L156 169H150V170H148V169H144L143 168V166H142V169H140L139 171H133L132 173H131V176L133 177V178H140V177H146V178H148V181H149V178L152 180L151 182L152 183H154L155 182V185H156V183H158V182H156V181H159V180H162L163 178H169L170 177V175L171 174H164ZM3 172V171H2ZM97 172V171H96ZM5 173V172H4ZM89 173V176H91V177H94V179H96L95 178V175L97 174L98 175V173H95L94 174V172H88ZM101 173V172H100ZM103 173V172H102ZM101 173V174H102ZM171 173V172H170ZM24 175V173L22 172L21 173V175L20 176H23ZM100 175V174H99ZM98 175V176H99ZM118 175H120V174H118ZM117 175V176H118ZM202 175H204L203 173H202ZM19 176V177H20ZM25 176V175H24ZM88 176V175H87ZM116 176V177H117ZM130 176V177H131ZM200 176V175H199ZM198 176V177H199ZM206 176V175H205ZM209 176V175H208ZM214 176L216 177V175L214 174ZM18 177V176H17ZM212 177V176H211ZM87 178V177H86ZM89 178V177H88ZM101 178V177H100ZM99 178V179H100ZM112 178V177H111ZM119 178V177H118ZM201 178V177H200ZM203 178V177H202ZM208 178V177H207ZM209 178H210V176H209ZM17 179V178H16ZM24 179V178H23ZM99 179H96L97 181L99 180ZM106 179V178H105ZM113 179V178H112ZM112 179H108L109 181L111 180L112 181ZM116 179V178H115ZM114 179V180H115ZM126 179V178H125ZM144 179V178H143ZM215 179V178H214ZM11 180V179H10ZM13 180V179H12ZM11 180V181H12ZM117 180V179H116ZM119 180V179H118ZM117 180V181H118ZM127 180V179H126ZM140 181L142 180V179H139ZM147 180V179H146ZM205 179H203V181H204ZM208 180V179H207ZM212 180H213V178H212ZM2 181V180H1ZM0 181V236L3 234V233H5L4 231H5V229L6 228H11V226H13L14 224H15V222L16 221H18L17 219H19L18 218V216L21 214V212L25 209V202H26V200H27V198H26V193H24V191L25 190H23L24 188H25V185H24V183H23V181H22V177H21V180H13L12 181V183H11V181H9L8 183L5 181H3V182H1ZM131 181V180H130ZM130 181H128L129 182V184H130ZM136 181V180H135ZM210 181H211V179H210ZM209 181V182H210ZM73 182V181H72ZM89 182V181H88ZM119 182V181H118ZM146 182V181H145ZM71 183V182H70ZM99 183V182H98ZM98 183H97V185H96V182L94 183L93 182V178H92V180H91V182L89 183V185L87 186V187H83V188H79V187H75V186H73V185H71V186H69L65 191H63L62 192V195L63 196H65L64 197V200H65V198H66V201H61V198H60V200L58 199V200H56V201H51L50 202V204L52 205V206H54V207H61L62 209H66V208H74V207H78L77 208V210L79 209V204H82L83 206H85V208L87 209V210H92L93 211V213H95L94 212V210H95V208H94V205H95V203H94V201H95V198L97 197V196H95L96 195V193H97V189H98V187H99V185H98ZM121 183V182H120ZM205 183V182H204ZM206 183H208V182H206ZM103 184V183H102ZM126 184V183H125ZM129 184H127V185H129ZM134 184H136V183H134ZM139 184H140V182H139ZM142 184V183H141ZM146 184V183H145ZM69 185V184H68ZM87 185V184H86ZM106 185H107V183H106ZM105 185V186H106ZM133 185V184H132ZM143 185V184H142ZM149 185V184H148ZM133 186H135V185H133ZM144 186V185H143ZM152 186V185H151ZM156 186H158V185H156ZM101 187V186H100ZM99 187V188H100ZM104 187V186H103ZM136 187V186H135ZM138 187H139V185H138ZM146 187V186H145ZM149 187H150V185H149ZM225 187V186H224ZM226 187H227V185H226ZM225 187V188H226ZM259 187H260V185H259ZM126 188V187H125ZM129 188H130V186H129ZM131 188H133V187H131ZM141 188V187H140ZM258 188V187H257ZM95 189H96V191H95ZM127 189V188H126ZM146 189V188H145ZM147 189H149V188H147ZM152 189V188H151ZM222 189H223V187H222ZM230 189V188H229ZM259 189V188H258ZM263 190H264V188H262ZM261 189V190H262ZM58 190H61V189H58ZM62 190H63V188H62ZM101 190H102V188H101ZM100 190V192H102ZM132 190V189H131ZM227 190H228V188H227ZM233 190V189H232ZM231 190V191H232ZM55 191H57V190H55ZM128 191V190H127ZM154 191H156V189L154 190ZM58 192H61V191H58ZM96 192V193H95ZM99 192V193H100ZM124 192V191H123ZM136 192L137 191H134L133 193H129V195L128 196H130V198H128L127 197V199H125L124 198V200L123 201H125L126 203H127V206H126V208L127 209H125L124 211H126V210H129V211H132V210H137V209H140L141 207H142V205H143V203L142 202H133V200H131V201H127L128 199L130 200V199H132L131 197L133 196H136ZM152 192V191H151ZM227 192V191H226ZM126 193V192H125ZM153 193V192H152ZM155 193V192H154ZM229 193V192H228ZM227 193V194H228ZM114 194H115V192H114ZM227 194H225V195H227ZM232 194V193H231ZM60 195V194H59ZM61 195V196H62ZM78 195L80 196L79 197V199L78 200H76L77 199V197H78ZM101 195V194H100ZM100 195H99V197H100ZM103 195V194H102ZM108 195V194H107ZM112 195V194H111ZM138 195V194H137ZM62 196V197H63ZM139 196V195H138ZM145 196V195H144ZM28 198H29V196H27ZM98 197V198H99ZM104 197H106V196H104ZM112 197H113V195H112ZM116 197V196H115ZM118 197H120V196H117L116 198L118 199ZM146 197V196H145ZM233 197H234V194H233ZM108 198V197H107ZM114 198V197H113ZM112 198V199H113ZM144 198V197H143ZM147 199H148V197H146ZM232 198V197H231ZM32 199V198H31ZM111 199V198H110ZM115 199V198H114ZM135 199V198H134ZM137 200H138V198H136ZM140 199V198H139ZM225 199H227L226 197H225ZM30 200V199H29ZM97 200V199H96ZM103 200H104V198H103ZM102 200V201H103ZM106 200V199H105ZM232 200H233V198H232ZM28 201V200H27ZM113 201H116V200H113ZM112 201V202H113ZM120 201V200H119ZM142 201V200H141ZM146 201V200H145ZM148 201V200H147ZM231 201V200H230ZM121 202V201H120ZM125 202L123 203V205H125ZM100 203V202H99ZM107 203H109V201H107ZM115 203V202H114ZM117 203H118V201H117ZM238 203V202H237ZM28 204V203H27ZM240 203H238V205H239ZM29 205V204H28ZM103 205H104V203H103ZM107 205V204H106ZM109 205H110V203H109ZM119 205V204H118ZM115 206H117V205H115ZM147 206V205H146ZM29 207V206H28ZM118 207H121L120 205L118 206ZM75 208V209H76ZM107 208V207H106ZM99 209V208H98ZM108 209H110V208H108ZM111 209H113V207H111ZM110 209V210H111ZM120 209H122V208H120ZM119 209V210H120ZM145 209V208H144ZM147 209V208H146ZM26 210V209H25ZM74 210V209H73ZM104 210V209H103ZM110 210H108V212L110 211ZM97 211V210H96ZM123 211V212H124ZM129 211H127L128 213H129ZM138 211V210H137ZM136 211V212H137ZM206 211H208V209L206 210ZM215 211V210H214ZM24 212H26V211H24ZM106 212H107V210H106ZM117 212V211H116ZM135 212V211H134ZM133 212V213H134ZM204 212H205V210H204ZM209 212H211V211H209ZM217 212V211H216ZM215 212V213H216ZM27 213V212H26ZM111 213H112V210H111ZM214 213V214H215ZM22 214H23V212H22ZM113 215H114V212L112 213ZM217 214V213H216ZM218 214H219V212H218ZM89 215V214H88ZM91 215V214H90ZM89 215V216H90ZM117 215V214H116ZM119 215V214H118ZM122 215V214H121ZM134 215V214H133ZM212 216H213V214H211ZM105 216H106V214H105ZM158 216V215H157ZM161 216V215H160ZM160 216H158L159 218H160ZM208 216H210V215H208ZM215 216V215H214ZM219 216V215H218ZM217 216V217H218ZM231 216H233L232 214H231ZM238 216V215H237ZM111 217V215L109 216V218ZM116 217V216H115ZM129 217V216H128ZM252 217V216H251ZM105 217H103V219H104ZM122 218V217H121ZM120 218V219H121ZM140 218V217H139ZM163 217H161V219H162ZM213 219H214V217H212ZM220 218V217H219ZM219 218H217V219H219ZM90 219V218H89ZM88 219V220H89ZM106 219H107V217H106ZM125 218L123 217V220H124ZM144 219V218H143ZM158 219V218H157ZM223 219V218H222ZM249 219H251V218H249ZM253 219V218H252ZM88 220H87V222H88ZM91 220H94V218L93 219H91ZM95 220H97V219H95ZM94 220V221H95ZM101 220H102V217H101ZM119 220V219H118ZM142 220V219H141ZM215 220V219H214ZM229 220V219H228ZM234 220V219H233ZM233 220H230V221H232V222H234ZM237 220H238V218H237ZM236 220V221H237ZM121 221V220H120ZM219 221V220H218ZM251 221H253V220H251ZM67 222H69V223H71V225L72 224H74V223H85L86 222V219H84V218H74V219H72V220H70V221H67ZM66 222V223H67ZM93 222V221H92ZM97 222V221H96ZM102 222V221H101ZM137 222H139V221H137ZM223 222V221H222ZM241 222V221H240ZM17 223V222H16ZM99 223V222H98ZM103 223H105V220H103ZM102 223V224H103ZM121 223V222H120ZM130 223V222H129ZM131 223H133V222H131ZM136 223V222H135ZM139 223H141V221L139 222ZM146 223V222H145ZM148 223H150V221L148 222ZM207 223H209V222H207ZM211 223H213V221L211 222ZM216 223V222H215ZM215 223H214V225H215ZM237 223V222H236ZM242 223V222H241ZM241 223H239V225L241 224ZM248 223V222H247ZM117 224H119V223H117ZM125 224V223H124ZM124 224H120L121 225V227H123V225ZM128 224V223H127ZM137 224V223H136ZM235 224V223H234ZM67 225H70V224H67ZM70 225V226H71ZM112 225V224H111ZM131 225V224H130ZM134 225V224H133ZM144 224H142V226H143ZM146 225V224H145ZM148 225V224H147ZM150 225H152V223L150 224ZM193 225H195V223L193 224ZM207 225V224H206ZM205 225V226H206ZM221 225V224H220ZM223 225H224V223H223ZM237 225V224H236ZM248 225V224H247ZM250 225V224H249ZM16 226V225H15ZM14 226V227H15ZM102 226V225H101ZM118 226V225H117ZM136 226V225H135ZM141 226V227H142ZM154 226V225H153ZM209 226V225H208ZM251 226H253V225H251ZM66 227V226H65ZM104 227V226H103ZM148 227V226H147ZM146 227V228H147ZM237 227V226H236ZM116 228V227H115ZM124 228H126V227H124ZM132 228V227H131ZM140 228V227H139ZM212 228V227H211ZM238 228H240V227H238ZM122 229V228H121ZM136 229V228H135ZM138 229V228H137ZM136 229V230H137ZM144 229H145V227H144ZM213 229V228H212ZM237 229V228H236ZM11 230V229H10ZM68 230V229H67ZM126 230V229H125ZM133 230V229H132ZM142 230V229H141ZM157 230V229H156ZM156 230H154V232H155V234H157L159 231H156ZM208 230V229H207ZM211 230V229H210ZM214 230V229H213ZM238 230V229H237ZM9 231V230H8ZM66 231V230H65ZM120 231V230H119ZM145 231V230H144ZM143 230H142V232H144ZM153 231V230H152ZM151 231V232H152ZM203 231H205V230H203ZM68 232V231H67ZM70 232V231H69ZM69 232H68V234H69ZM99 231L97 230L96 231V229H94V230H92L91 231V234L93 233V238H95L96 239V235H97V233H98ZM134 232H136V231H134ZM145 232H147V231H145ZM149 232V231H148ZM147 232V233H148ZM151 232H149L150 234H151ZM201 232V231H200ZM240 232V231H239ZM73 233V234H72ZM71 234H69V235H71V236H69L73 241H74V237L76 236V234L74 233V231L72 232ZM89 233H90V231H89ZM116 233V232H115ZM128 233H129V231H128ZM140 234H141V232H139ZM208 233V232H207ZM210 233V232H209ZM90 234V235H91ZM118 234V233H117ZM116 234V235H117ZM132 234V233H131ZM138 234V233H137ZM149 234V235H150ZM158 234H160V233H158ZM87 235H89V234H87ZM136 235V234H135ZM144 235V234H143ZM119 236V235H118ZM145 236H147V235H145ZM156 236V235H155ZM158 236V235H157ZM156 236V237H157ZM83 237V236H82ZM85 237H86V235H85ZM49 238V237H48ZM145 238V237H144ZM147 238V237H146ZM79 239H80V237H79ZM89 239H92V237L90 236L89 237ZM152 239V241L153 240H155V239H157V238H154L153 239V237L151 238ZM69 240V239H68ZM81 240V239H80ZM94 240V239H93ZM121 240V239H120ZM159 240V239H158ZM84 241H85V239H84ZM151 240H149V242H150ZM28 242H33V240H32V238H26V239H24V242H23V244H24V247H25V245L28 243ZM89 242V241H88ZM87 242V243H88ZM120 242V241H119ZM157 241H155V243H156ZM158 242H160V241H158ZM157 242V243H158ZM152 243V242H151ZM22 244V245H23ZM70 244V243H69ZM69 244H66L65 242H64V238L63 239H55L54 237H50L49 239H42V240H40V244L38 245V244H36L37 245V247H34V248H36L34 251L35 252H33L34 253V255H35V253H37V251H38V249H39V246L41 247L42 246V249H41V251L43 250V249H45L44 251H49L50 253H49V257H46V258H41L42 257V253L41 254H39L38 253V255H35V258L37 259V261H39L41 264H58V263H61L60 262V260L62 259L63 260V258H69L70 260L72 259V262H70V264H89V261H91V259H92V254H91V251H90V244H86V241H85V243L83 242V244H80L79 246L77 245H74V246H76V247H74L73 245H69ZM92 244V243H91ZM96 244V243H95ZM144 244V243H143ZM192 244V243H191ZM21 245V246H22ZM29 244H27V246H28ZM147 245V244H146ZM146 245H144V246H146ZM150 245V244H149ZM152 245V244H151ZM155 245V244H154ZM131 246V245H130ZM29 247V246H28ZM28 247H25L27 250H28ZM31 247V246H30ZM92 247V246H91ZM123 247V246H122ZM125 247V246H124ZM149 247H151V249H152V246H149ZM147 248V246H146V248L147 249H149V251L151 250L150 248ZM155 247H157V246H155ZM154 247V248H155ZM195 247V246H194ZM24 248V249H25ZM31 249V248H30ZM122 249V248H121ZM129 249H131V248H129ZM141 249V248H140ZM158 249H160L159 247H158ZM190 249V248H189ZM32 250V249H31ZM30 250V251H31ZM123 250H125V249H123ZM145 250V249H144ZM29 251V252H30ZM93 251V250H92ZM154 251V250H153ZM158 251H160V250H158ZM186 251V250H185ZM26 252V251H25ZM38 252H40V251H38ZM43 252V251H42ZM107 252H109V251H107ZM106 252V253H107ZM115 252V251H114ZM123 252V251H122ZM130 252H132V251H130ZM134 252V251H133ZM137 252V251H136ZM145 252H146V250H145ZM188 252V251H187ZM110 253V252H109ZM108 253V254H109ZM112 254H115V253H113V252H111ZM138 253V252H137ZM137 253H136V257L135 258H137ZM156 253V252H155ZM204 253V252H203ZM107 254V256H109ZM111 254V255H112ZM123 254V253H122ZM126 254H128V253H126ZM134 254V253H133ZM132 253L130 254V255H133ZM144 254V253H143ZM29 255H31V254H29ZM94 255V254H93ZM106 255V254H105ZM138 255H140V253L138 254ZM157 255V254H156ZM174 255H176V254H173V256L170 258V260L171 261H169V264H173L174 262H175V256ZM48 256V255H47ZM128 256H129V254H128ZM141 256H142V254H141ZM151 256V260H152V257L154 256V253H151V252H147V253H145V255L143 256V257H146V260H147V257H150ZM101 257V256H100ZM99 257V258H100ZM112 257V256H111ZM114 257V259H116L117 257H116V255L115 256H113ZM116 257V258H115ZM120 257L122 258V256H121V253H120ZM126 257V256H125ZM131 257V256H130ZM130 257H129V259L127 258V260H130ZM155 257V256H154ZM32 258V257H31ZM96 258V257H95ZM120 258V259H121ZM123 258H124V256H123ZM125 258V259H126ZM132 258V257H131ZM34 259V258H33ZM68 259V260H69ZM103 259H105V258H103ZM110 259V258H109ZM111 259H113V258H111ZM118 259H119V257H118ZM133 259H134V256H133ZM61 260V261H62ZM97 260V259H96ZM107 260V259H106ZM121 260H123V259H121ZM120 260V262L122 263V261ZM137 261V259H134V262L136 263V261ZM141 259H139V261H140ZM146 260H144V261H146ZM177 260V259H176ZM197 260V259H196ZM36 261V262H37ZM65 262H66V260H64ZM103 261H105V260H103ZM111 261V260H110ZM109 261V262H110ZM113 261V263H115L114 261L115 260H112ZM117 261H119V260H117ZM123 261H125V260H123ZM138 261V262H139ZM143 261V260H142ZM141 261V262H142ZM150 261V260H149ZM153 261V260H152ZM152 261H151V263H152ZM174 261V262H173ZM38 262V263H39ZM91 262H94V260L93 261H91ZM127 262H129V261H127ZM140 262V263H141ZM154 262H156L155 260H154ZM177 262V261H176ZM97 263V262H96ZM98 263H100V262H98ZM97 263V264H98ZM106 263H108V262H106ZM112 263V262H111ZM110 263V264H111ZM120 263V264H121ZM131 262H129L128 264H130ZM150 262H149V264H151ZM194 263H197V262H194ZM67 264H69V263H67ZM94 264H95V262H94ZM103 264V263H102ZM105 264V263H104ZM109 264V263H108ZM123 264H125V263H123ZM144 264H145V262H144ZM153 264V263H152ZM157 264V263H156ZM175 264V263H174Z\"/></svg>",
  "mask_w": 264,
  "mask_h": 264
},
{
  "label": "clouds",
  "instance_id": "obj_3",
  "mask_svg": "<svg viewBox=\"0 0 264 264\" xmlns=\"http://www.w3.org/2000/svg\"><path fill=\"white\" fill-rule=\"evenodd\" d=\"M16 46L0 41V47ZM179 51L181 55L195 59L200 55L202 46L182 48ZM218 162L219 157L214 156L204 167H212ZM200 171V165L189 162L181 174L163 181L156 188L151 209L158 210L167 217L164 238L160 244L162 253L153 257L158 264H169L173 250L193 235L194 223L199 227L207 224L204 209L213 206L217 189L197 178ZM9 229L11 228H6L5 231ZM188 258L187 255L184 257L185 264ZM0 260H3V264H31L24 247L19 246L13 239H10L7 247L0 249Z\"/></svg>",
  "mask_w": 264,
  "mask_h": 264
}]
</instances>
